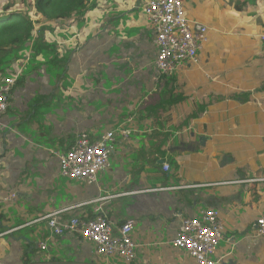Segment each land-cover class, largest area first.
<instances>
[{
	"label": "crops",
	"instance_id": "obj_1",
	"mask_svg": "<svg viewBox=\"0 0 264 264\" xmlns=\"http://www.w3.org/2000/svg\"><path fill=\"white\" fill-rule=\"evenodd\" d=\"M93 1L96 33L76 28L70 41L72 80L23 64L0 115V264H197L171 239L182 217L206 208L224 226L217 264H264L255 233L264 215V0H182L186 16L208 26L207 40L197 62L160 76L142 0ZM105 130L113 151L96 182L62 177L55 152ZM58 210L59 221L103 214L115 232L131 221L135 259L97 255L74 231L53 233L46 216Z\"/></svg>",
	"mask_w": 264,
	"mask_h": 264
},
{
	"label": "built area",
	"instance_id": "obj_2",
	"mask_svg": "<svg viewBox=\"0 0 264 264\" xmlns=\"http://www.w3.org/2000/svg\"><path fill=\"white\" fill-rule=\"evenodd\" d=\"M142 10L153 31L156 47L154 67L158 75H171L179 68L197 62V52L207 40L209 28L186 16L182 0H142ZM260 39L264 42V33L260 34ZM18 73L0 78V114L7 108L8 95ZM121 133L126 135L127 131L122 130ZM182 133L187 134L188 129ZM114 138L112 130H105L96 139L85 132L79 133L66 152H55L59 159L60 175L86 184L96 182L97 174L110 165ZM169 168L167 162L163 163L165 172ZM60 212L58 210L46 216L53 233L60 235L65 231H74L93 244L97 255L124 262L135 259L136 243L131 235V221L119 225L115 232L112 223L103 214L89 220L72 216L66 221H59L57 214ZM223 233L224 226L218 210L206 208L197 216L180 219L171 244L187 252L197 264H217L221 262L216 252ZM255 233L264 238V215L256 218ZM40 246L44 248L45 243L41 242Z\"/></svg>",
	"mask_w": 264,
	"mask_h": 264
},
{
	"label": "trees",
	"instance_id": "obj_3",
	"mask_svg": "<svg viewBox=\"0 0 264 264\" xmlns=\"http://www.w3.org/2000/svg\"><path fill=\"white\" fill-rule=\"evenodd\" d=\"M94 7L93 0H0V78L15 75L24 64L21 72L32 65V68L46 72L57 83L71 81L67 64L70 53L76 48L70 47V41L75 37L76 28L81 32L82 27L87 25L85 34L96 33ZM88 12L92 14L84 24ZM81 22L78 28L77 24ZM58 33L64 38L73 37L61 41ZM21 72L11 89L23 83L25 75ZM10 97L9 92L7 108ZM25 120L29 121L30 118L26 117ZM5 229L0 224V232Z\"/></svg>",
	"mask_w": 264,
	"mask_h": 264
},
{
	"label": "rangeland",
	"instance_id": "obj_4",
	"mask_svg": "<svg viewBox=\"0 0 264 264\" xmlns=\"http://www.w3.org/2000/svg\"><path fill=\"white\" fill-rule=\"evenodd\" d=\"M17 1H19V0H17ZM30 0H22V2H29ZM50 40H52L53 39V37L52 38H49ZM50 76H52L51 74H50ZM100 173V172H99ZM98 173V174H99ZM98 176V175H97ZM65 178V177H64ZM66 179H68V178H66ZM222 242H223V240L220 242V244L219 245H221L222 244Z\"/></svg>",
	"mask_w": 264,
	"mask_h": 264
},
{
	"label": "water",
	"instance_id": "obj_5",
	"mask_svg": "<svg viewBox=\"0 0 264 264\" xmlns=\"http://www.w3.org/2000/svg\"><path fill=\"white\" fill-rule=\"evenodd\" d=\"M229 263V262H228Z\"/></svg>",
	"mask_w": 264,
	"mask_h": 264
}]
</instances>
